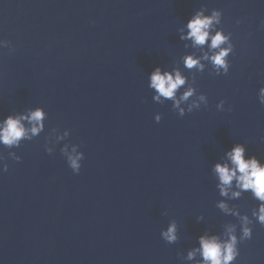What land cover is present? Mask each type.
Wrapping results in <instances>:
<instances>
[{"label":"water","instance_id":"obj_1","mask_svg":"<svg viewBox=\"0 0 264 264\" xmlns=\"http://www.w3.org/2000/svg\"><path fill=\"white\" fill-rule=\"evenodd\" d=\"M213 8L232 33L227 74L206 61L203 72L183 66L208 46L180 30ZM0 40L9 41L0 46V120L36 106L47 113L38 136L0 145V264H196L187 252L202 233L224 238L236 225L239 235V217L218 202L250 217L259 202L250 192L221 196L213 165L235 142L264 160V0H0ZM156 65L179 68L207 106L180 116L172 101L155 102ZM65 144L84 152L78 173ZM251 218L232 264H264V225ZM172 221L179 239L168 243L161 229Z\"/></svg>","mask_w":264,"mask_h":264},{"label":"clouds","instance_id":"obj_2","mask_svg":"<svg viewBox=\"0 0 264 264\" xmlns=\"http://www.w3.org/2000/svg\"><path fill=\"white\" fill-rule=\"evenodd\" d=\"M221 18L222 11L213 8L208 15L204 10L198 9L187 19L184 25L187 31L185 32L182 28L179 38L191 40L193 47L207 44L208 51H205L202 56L185 55L183 57L184 68L203 72L206 66L204 61H206L217 75L228 73L230 67L228 56L233 52L234 44L231 39L232 33H226L223 28L218 27L221 24ZM239 23L240 20H237V24ZM8 44L9 41L0 40V46L7 47ZM13 50V48L9 49L10 52ZM148 87L154 92L152 99L155 102L172 101L173 109L177 110L180 116L199 109L201 103L205 106L208 104L207 95L203 92L198 93L193 84H188V77L179 68L167 69L156 65L148 74ZM182 87L184 91L180 93L179 90ZM190 98L193 99L190 100ZM258 99L264 105V86L258 90ZM182 102L186 103V108L181 107ZM224 103V100H220L216 105L217 109L223 110ZM46 117L47 113L40 106L30 108L27 113L7 114L3 120H0V145L12 149L18 147L21 141L31 140L38 136L45 128ZM154 118L159 122L161 114L156 113ZM64 135H67V132ZM63 138V136L57 137L58 140ZM45 150L48 153L53 152L52 147H45ZM62 152L73 172L78 173L84 152L77 151L76 146H73L69 152L66 144ZM8 156L16 161L21 159L16 152H9ZM224 157L222 162L218 160L213 165V172L218 178L217 187L220 195L228 197L231 190V197L237 199L244 192H250L252 197L259 202L258 206L252 209L251 217H255L260 224L264 225V160L255 154H248L246 145L241 142H235L226 149ZM5 159L4 155H0V172L8 170ZM217 206L239 217V235L236 225L227 226L224 238L214 232L202 233L198 237V246L187 252L188 260L200 257L196 260V264H232L239 255V243L252 237V218L248 214H241L239 210L230 208L224 200H220ZM202 219L203 217H197L198 221ZM161 237L168 243H175L179 239L175 221L161 229Z\"/></svg>","mask_w":264,"mask_h":264}]
</instances>
